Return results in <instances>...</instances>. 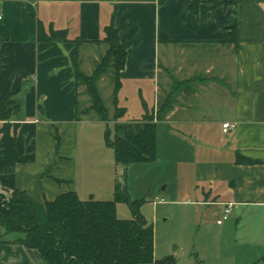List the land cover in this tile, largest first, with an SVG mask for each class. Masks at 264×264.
<instances>
[{"label": "crops", "instance_id": "1", "mask_svg": "<svg viewBox=\"0 0 264 264\" xmlns=\"http://www.w3.org/2000/svg\"><path fill=\"white\" fill-rule=\"evenodd\" d=\"M194 1L0 0V99L11 91L20 105L0 118V210L17 190L38 204L94 198L75 182L86 117L76 119L75 69L92 74L113 22L128 48L118 99L134 96L143 114L181 88L157 122L164 157L196 165L199 203L220 215L233 205L217 225L225 263L264 264V0H198L192 11ZM39 25L67 41H39ZM234 26L237 43H226ZM22 237L0 227V264H48Z\"/></svg>", "mask_w": 264, "mask_h": 264}, {"label": "trees", "instance_id": "2", "mask_svg": "<svg viewBox=\"0 0 264 264\" xmlns=\"http://www.w3.org/2000/svg\"><path fill=\"white\" fill-rule=\"evenodd\" d=\"M197 2L192 4V11H195ZM235 36L234 26L225 42L236 44ZM38 40L61 43L67 41V36L64 32L47 33L39 25ZM95 43L104 45L106 52L95 65L93 73L87 75L78 67L75 69L77 87L84 85L92 101L90 107L82 110L81 114L77 104L76 119L81 121L84 116L93 113L96 116L93 120L109 121L110 111L102 99L97 82L111 69L113 118L116 121L126 112V108L118 106V93L128 48L121 43L113 22L103 29L102 38ZM180 92L181 88L177 85L170 95L158 101V121L171 110ZM14 94L8 91L0 99L2 120H8L20 109ZM108 145L114 153L117 176H124L129 165L156 160L157 123L153 122L148 112L140 120L116 123L114 138L108 140ZM119 203L131 208V219L117 217ZM139 206V201H131L127 185L121 179L115 180L113 200H82L75 191H70L53 201L38 204L26 192L17 190L7 202L6 210H0V227L7 234L23 235L17 242L38 250L48 264H159L155 259L154 228L142 216ZM168 261L165 259L161 263Z\"/></svg>", "mask_w": 264, "mask_h": 264}, {"label": "rangeland", "instance_id": "3", "mask_svg": "<svg viewBox=\"0 0 264 264\" xmlns=\"http://www.w3.org/2000/svg\"><path fill=\"white\" fill-rule=\"evenodd\" d=\"M97 86L110 111V119L108 122L93 120L96 116L92 113L80 125L81 149L76 158L75 182L82 190L81 194L88 198L94 196L97 200H113L115 180L121 179L127 185L131 201L140 202V213L154 228L155 259L159 264H227L224 239L216 222L222 215L217 207L199 203L196 165H176L175 159L164 157L162 130L157 132L156 160L131 164L124 176H117L114 153L108 145V140L114 138L115 124L130 123L142 118L146 112L157 123V108L154 111L145 109L142 114L135 106L134 96L129 99L130 105L119 98L118 106L126 108V112L115 121L111 69L99 78ZM167 93L162 97L170 95ZM91 104L86 87L80 85V114ZM117 217L131 219V208L119 203ZM165 259L169 261L161 263Z\"/></svg>", "mask_w": 264, "mask_h": 264}, {"label": "built area", "instance_id": "4", "mask_svg": "<svg viewBox=\"0 0 264 264\" xmlns=\"http://www.w3.org/2000/svg\"><path fill=\"white\" fill-rule=\"evenodd\" d=\"M234 126L230 123H225L223 125V131L226 133L230 128H233ZM232 204H227L225 208L222 211V217L217 221V225H222L225 221L228 220L230 217L231 211H232Z\"/></svg>", "mask_w": 264, "mask_h": 264}]
</instances>
